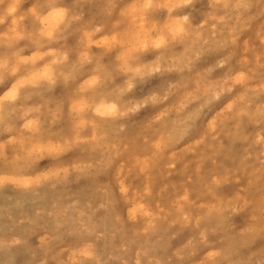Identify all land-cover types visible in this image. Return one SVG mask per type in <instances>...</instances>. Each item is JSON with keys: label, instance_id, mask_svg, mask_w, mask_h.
Returning a JSON list of instances; mask_svg holds the SVG:
<instances>
[{"label": "clouds", "instance_id": "clouds-1", "mask_svg": "<svg viewBox=\"0 0 264 264\" xmlns=\"http://www.w3.org/2000/svg\"><path fill=\"white\" fill-rule=\"evenodd\" d=\"M22 2L0 0V29L19 24ZM127 7L138 9L135 19L121 12L115 25L90 26L80 38L81 52H90L92 41H115L112 79L93 70L94 89L80 75L96 63L91 58L43 47L33 57L40 63L17 62L11 52L0 57V177L31 181L0 180L5 192L20 198L0 206V257H8L0 264H15L13 252L20 248L32 252L29 264H101L93 240L103 234L93 218L121 207L116 224L137 226L142 242L123 244L119 251L127 258H116L119 264H264V244L258 245L264 241V0H133ZM42 64L50 79L37 82ZM59 83L66 85L62 105L22 114L27 97ZM101 98L114 105L113 117L96 116ZM81 101L86 111L75 110ZM229 101L225 118L236 121L229 148L242 151L234 167L219 171L229 149L197 137ZM205 105L193 126L195 111ZM26 119L38 126L28 127ZM48 144L60 151L36 152ZM74 186L92 189L89 198L50 200L31 216L14 211L26 200L37 204ZM134 206L147 215L129 222L125 212ZM175 233L185 236L178 246L171 244ZM65 234L79 244L60 247L49 259ZM37 251L44 257L38 262Z\"/></svg>", "mask_w": 264, "mask_h": 264}, {"label": "rangeland", "instance_id": "rangeland-1", "mask_svg": "<svg viewBox=\"0 0 264 264\" xmlns=\"http://www.w3.org/2000/svg\"><path fill=\"white\" fill-rule=\"evenodd\" d=\"M132 2L133 0H129L127 1V3L125 2V0H112V1L77 0L76 5L73 3H64L63 5L66 7V9L68 8L67 18L64 20L55 19L54 23H57L56 24L57 26L55 25L52 29L53 31L51 30V32H49V33H54V35H52L53 38L52 36H50L49 38L48 36L45 35L48 33V31H50L51 27L47 22L41 21L44 18L45 14L40 13L39 10L37 9L36 7L37 0H23L21 4V19L19 24L14 25L10 30L0 29V41L3 42L2 44L0 42V57L6 56L9 52H11L15 56L17 62L28 61L30 63L31 62L40 63V60L38 58L35 59L36 61L34 62L33 57L34 56L38 57L40 49L43 47L47 51L56 49L67 52L71 55L72 59H77L80 56H82L83 58L85 57L84 60L85 59L88 60L87 58H91L95 60L96 63L90 67H87L84 71L80 73V75L83 77L81 83L85 84L87 88L93 89L89 87V85L93 84V87H97L96 83L98 81L95 77H89L88 73L92 72V70L98 69L105 76L107 77L110 76L112 79V70H113V66L116 63V57L115 54L111 53L109 50H111L115 46V41L113 39H108L107 37L99 41H92L93 46L91 48V51L89 52L87 49H85L84 51L81 52L80 38L82 34H84L83 31L90 26H95V28L103 30L106 24L109 26L115 25L117 20L120 19L121 17V12H124L127 16L129 15V17L133 18L132 16H134L135 14L137 15L138 9H136L135 7H127V4L128 5L132 4ZM121 5H124L125 7L122 8ZM131 12L133 14H131ZM34 15L36 16L33 19ZM136 15L134 16L133 19H135ZM72 17H79V20L72 21ZM39 20L41 21V23L39 22ZM58 21L60 22L58 23ZM125 27H127V25H125ZM54 29H56L57 31ZM61 29H62L61 34H58V31H61ZM4 33L6 34V37L8 39H6ZM97 44L99 46H97ZM102 50L104 53L103 56L101 55ZM39 71L40 72H39V76L37 77V82L40 79H48V78L50 79L49 77L50 72L48 73V75L45 73V65L42 64ZM116 79L119 80L120 77L117 76ZM241 79H243V77H241ZM172 83L174 82H170L169 85L170 88L172 87ZM22 86L30 87L31 84L29 83ZM211 86L215 87V84L213 83ZM255 86L256 84H253V87ZM18 92L19 90H17V93ZM41 93H39V95L41 94L40 96L37 93L31 95V98L29 96L25 99V102L22 105V107L24 108V112L22 113L23 115L26 116V114L28 113L26 117H31L34 110L38 111L41 108V106H45L46 104L48 105H46L45 108L47 107H51L53 109L58 108L60 105L63 104V98L66 93V85H64L63 83H59L56 84L55 86L48 88V90L47 89L44 90ZM223 95H224L223 92H221V98H223ZM15 99L16 97L13 99L12 96L8 97L9 102H14ZM160 99L161 98L159 96H156L155 100H153V103L154 102L159 103ZM85 102L86 101H81L78 103V104L82 103L85 106L84 111H86L88 108L87 105L88 103ZM219 102L220 101L218 99H213L211 103L215 104ZM230 103L231 101L224 104V106L221 109H219L216 113H213V116L210 117L208 120V124L207 123L204 124L200 136H198L197 139L203 138L205 139L206 143L215 144L217 146H220L223 143H225V146H227L229 140V130L227 131L225 127L223 128V126L227 124V125H232V127L235 128L234 124L236 123V121H233L232 119L225 118L224 115L225 112L229 109ZM107 104H112V103L107 101ZM97 105H99V103H97ZM112 106L114 105L112 104ZM205 107H207V105L200 107L198 111H195L194 113L195 115L193 116V123L196 124L200 120L201 113L204 111ZM95 114L100 120H105L113 117V115L100 114L97 112H95ZM198 115L199 117H197ZM28 122L35 123L36 127L38 126L39 123V121L35 119H26L24 121V123L29 125ZM195 124H193V126H195ZM21 127H23V124H21ZM213 134H215L216 137L215 141L211 140ZM193 143H195V141H193ZM41 151L46 152L49 155H54L58 153L60 149L58 145H53V144H48L46 146H37L36 152L40 153ZM228 155L229 153L226 150L225 153L222 155L221 159L218 161V163L220 164V168L218 169L219 171H223L224 169H230L234 167L236 162H238V159H232ZM3 177L13 180L26 179L27 183L31 182L26 177H15V176H3ZM171 180L178 183L180 182L181 177L173 176L171 177ZM6 183L11 184L9 182ZM231 190H232L231 186L225 189V191H231ZM12 191H15V189H12ZM91 191L92 189L90 188L85 189L82 187L74 186L68 189L61 190L60 192H56L55 194L51 193L50 197L52 196L51 198L53 200L55 199L63 200L73 196H78L81 198L82 201H84L89 198L88 194ZM4 192H5L4 188L0 187V206L8 207L10 204L15 203L17 199H20L19 197L16 196V194L12 192H5V193ZM47 202L48 201L46 200V198L42 202L37 204H33L31 200H26L24 201L22 208L14 211L17 213H22L26 216H31L38 207L46 206ZM135 207L136 206H134L130 210H126L125 212V216L126 218H128L129 222H134L138 214L147 215V213L144 210L142 211L143 213L137 212L135 210ZM123 211L124 210L122 207L120 208L119 211L101 210L93 218V222L97 225L98 232L103 234L101 239L93 240L97 255L101 260V264H104V262H107V264H119V260L116 258H121V259L127 258L124 257L123 254L119 251V249L123 244H129L133 248H135L137 243L142 242V241H138L135 236V233L138 231L137 226L129 224L127 222H119V224H116L119 221V218L118 217L115 218V216L122 215ZM6 227L7 226H4L5 232L8 230L6 229ZM140 231L143 232V229H141ZM172 239L173 240L171 241V244L173 246H178L184 241L185 236L179 233H175L173 234ZM31 243L33 248H35L36 243L34 239L32 240ZM147 243L148 241L145 240V244ZM78 244H79L78 238L68 237L65 234L61 237L59 241H56L52 245V251L49 254L48 258L50 259L51 255H54L55 252L58 251L60 247H74L75 245L77 246ZM259 244H264V241L258 242V245ZM26 252L28 254H26ZM13 255L15 258V264H26V263L29 264V262L33 259L32 252H30L28 249L25 248L14 250ZM43 258H44L43 254L41 252L37 251L35 253V260L37 262ZM0 259H8V257L3 256L0 257Z\"/></svg>", "mask_w": 264, "mask_h": 264}, {"label": "bare ground", "instance_id": "bare-ground-1", "mask_svg": "<svg viewBox=\"0 0 264 264\" xmlns=\"http://www.w3.org/2000/svg\"><path fill=\"white\" fill-rule=\"evenodd\" d=\"M110 1H112V0H110ZM127 1H129V0H125V2L127 3ZM76 2H77V0H37V4H36V7H37V9L39 10V12L40 13H44L45 14V16H44V18L41 20V21H44V22H47L49 25H50V31H48V33L45 35V36H48L49 38H50V36H52V35H54V33H49V32H51V30L53 29V27L57 24V23H54V21H55V19H59V20H64V19H66L67 18V10H68V8L66 9V7L63 5L64 3H73V4H75L76 5ZM130 3V2H129ZM128 5V4H127ZM27 9V8H26ZM122 11V10H121ZM137 11V10H136ZM135 11V12H136ZM134 12V13H135ZM138 12V11H137ZM29 13V12H28ZM108 14V13H107ZM131 14H133L132 12H131ZM110 15V14H109ZM136 15V14H135ZM134 15V16H135ZM35 16L36 15H34V17H33V19L35 18ZM38 16V15H37ZM129 16V15H128ZM134 16H132L133 18H134ZM41 21L39 20V22L41 23ZM35 22V21H34ZM60 21H58V23H59ZM37 23V22H36ZM57 26V25H56ZM62 26V25H61ZM21 28V27H20ZM56 28V27H55ZM60 28H63V27H60ZM54 30H56V29H54ZM23 31V30H22ZM53 31V30H52ZM57 31V30H56ZM61 32H62V29H61V31H58V34H61ZM84 32V31H83ZM21 33H23V32H21ZM41 34V33H40ZM4 35H5V37H6V34L4 33ZM3 35V36H4ZM22 35V34H21ZM20 35V36H21ZM24 35V34H23ZM29 35V34H28ZM44 35V34H43ZM83 35V34H82ZM19 36V37H20ZM25 36V35H24ZM19 37H16V38H19ZM42 37V36H41ZM24 38V37H23ZM52 38H53V36H52ZM5 39V38H4ZM6 39H8L7 37H6ZM9 40H10V38H9ZM14 40V39H13ZM27 40V39H26ZM48 40V39H47ZM16 41V40H15ZM1 42V41H0ZM30 42V41H29ZM3 42H1V44H2ZM104 44V43H103ZM108 44V43H107ZM106 44V45H107ZM8 45V44H7ZM92 46H93V44H92ZM109 50V49H108ZM107 50V51H108ZM5 51V50H4ZM40 53V52H39ZM84 53V52H83ZM16 54V53H15ZM17 55V54H16ZM87 55V54H86ZM86 57H88V56H86ZM19 58V57H18ZM21 58V57H20ZM23 58V57H22ZM74 58V57H73ZM85 58V57H84ZM87 59H89V58H87ZM86 60V59H85ZM36 60H34V62H35ZM32 63V62H31ZM93 71V70H92ZM40 72V71H39ZM47 75H48V73H47ZM49 77H50V74H49ZM108 78H109V80H111V77L110 76H108ZM49 79V78H48ZM95 82V81H94ZM96 83V82H95ZM98 83V82H97ZM96 83V84H97ZM97 86V85H96ZM22 87H24V86H22ZM31 87V86H30ZM89 87H91V88H96V87H93V84L92 85H89ZM48 90V89H47ZM42 94V93H41ZM40 94V95H41ZM16 94H14V95H12V99L13 98H15L16 96H15ZM34 95V94H33ZM38 95H39V93H38ZM39 95V96H40ZM36 96V95H35ZM42 97V96H41ZM156 97V96H155ZM30 98H31V96H30ZM40 99V98H39ZM29 101H30V99H29ZM107 101L108 100H106V99H100V102H99V105H95V112H97L98 113V111H97V109H100V112L101 111H105L106 110V108L108 107V106H112V104H107ZM52 102V101H51ZM87 102V101H86ZM85 102V103H86ZM53 103V102H52ZM155 103V102H154ZM44 104V103H43ZM62 104V103H61ZM82 104V103H81ZM46 105H48V104H46ZM45 105V106H46ZM52 105V104H51ZM58 105V104H57ZM88 105V104H87ZM87 105H86V107H87ZM44 106V107H45ZM26 107V106H25ZM36 107V106H35ZM30 108V107H29ZM84 108H85V106H84ZM39 109V108H38ZM85 110V109H84ZM83 110V111H84ZM222 114V113H221ZM28 115V113L26 114V116ZM195 115V114H194ZM193 115V116H194ZM104 116V115H103ZM106 116V115H105ZM114 116V115H113ZM111 117V116H110ZM196 117V116H195ZM194 117V118H195ZM197 117H199V115L197 116ZM36 120V119H35ZM197 120V119H196ZM234 121V120H233ZM31 123V125H32V127L31 128H36V126H35V123H33V122H28V124H30ZM193 124H195V123H193ZM207 124H208V122H207ZM235 125V128H233L232 127V125H225V126H223V128L225 127L226 128V130L228 131L229 130V132L231 131V132H235L236 131V123L234 124ZM210 129V128H209ZM190 130V129H189ZM222 132V131H221ZM233 143H235V140L233 139V141H232ZM226 149H229V150H227L228 151V153H229V157L230 158H232V159H239V156H240V154H241V151H242V149H241V147L239 146V145H233V146H230V148H229V144L227 143V146H226ZM58 150V149H57ZM39 151V150H38ZM51 151V150H50ZM46 153V152H45ZM47 154V153H46ZM2 181L3 182H9V183H11V184H14V185H18V184H20V185H26L27 184V180L26 179H20V180H13V179H9V178H5V177H3L2 178ZM55 194V193H54ZM52 197V196H51ZM50 197V194L46 197V200L47 201H50L52 198ZM58 199V198H57ZM53 200V199H52ZM56 200V199H55ZM45 205V204H44ZM135 210L137 211V212H140V213H143L142 211H143V209L142 208H140L139 206H136L135 207ZM27 211V210H26ZM25 212V211H24ZM137 212H136V214H137ZM146 215V214H145ZM132 218V217H131ZM135 218V217H134ZM6 229H7V227H6ZM133 233H135V232H133ZM136 234V233H135ZM130 242V241H129ZM76 246V245H75ZM26 254H28L27 252H26ZM41 257V256H40ZM31 259V258H30ZM32 261V260H31ZM27 264V263H26Z\"/></svg>", "mask_w": 264, "mask_h": 264}, {"label": "snow or ice", "instance_id": "snow-or-ice-1", "mask_svg": "<svg viewBox=\"0 0 264 264\" xmlns=\"http://www.w3.org/2000/svg\"><path fill=\"white\" fill-rule=\"evenodd\" d=\"M172 31L174 33H179L181 31V29L179 27H176V28L172 29ZM162 43H163V41L158 42L157 46H160V44H162ZM153 100H155V97H153ZM74 108L76 111H83L84 105L83 104H77V105H74ZM97 111L100 114L114 115L115 114V107L114 106H108L104 112H100V109H97ZM28 127H32L31 123L28 125ZM0 180H2V178H0Z\"/></svg>", "mask_w": 264, "mask_h": 264}]
</instances>
